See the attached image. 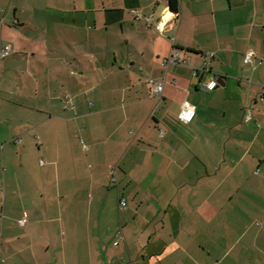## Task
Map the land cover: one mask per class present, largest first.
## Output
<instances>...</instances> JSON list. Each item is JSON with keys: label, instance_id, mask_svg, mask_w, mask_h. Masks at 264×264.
I'll list each match as a JSON object with an SVG mask.
<instances>
[{"label": "crops", "instance_id": "obj_1", "mask_svg": "<svg viewBox=\"0 0 264 264\" xmlns=\"http://www.w3.org/2000/svg\"><path fill=\"white\" fill-rule=\"evenodd\" d=\"M6 43L0 264H264V0H0Z\"/></svg>", "mask_w": 264, "mask_h": 264}, {"label": "built area", "instance_id": "obj_2", "mask_svg": "<svg viewBox=\"0 0 264 264\" xmlns=\"http://www.w3.org/2000/svg\"><path fill=\"white\" fill-rule=\"evenodd\" d=\"M134 12L136 13L137 16H141L140 13H138L136 10H134ZM150 19V18H148ZM156 28L159 32H164L165 27L162 23H158L156 25ZM12 52V46L9 43L3 44L0 47V59H3L7 56H9ZM214 57L213 53H206L205 55V64L208 66L210 64V60ZM245 61L249 62V63H253V54L252 52H247L245 55ZM181 62H184L181 57H180V53L179 51L174 47L171 51V53L165 57L162 60V66L167 67L168 65L172 64V65H177ZM207 68V67H206ZM205 68V69H206ZM151 85H152V94L153 97L155 98H161L163 95V91H164V85H165V80L164 79H154V78H150L149 79ZM218 85V81L215 79H212L211 81H209L208 83L204 84L205 89L207 90H213L214 88H216V86ZM196 115V108L195 106L189 101V100H184L182 105H181V112L179 115V118L186 123H190L194 117ZM252 112L250 109H248L246 111V115H245V119L247 121L252 120ZM161 134H163V130H161ZM17 141L20 143L21 139H17ZM116 174H114V171H112V175H111V180H116ZM120 204L122 207H125L127 205V201L125 198H122L120 201ZM21 224H25L26 223V218H23L21 221ZM117 244V242L115 243Z\"/></svg>", "mask_w": 264, "mask_h": 264}, {"label": "rangeland", "instance_id": "obj_3", "mask_svg": "<svg viewBox=\"0 0 264 264\" xmlns=\"http://www.w3.org/2000/svg\"><path fill=\"white\" fill-rule=\"evenodd\" d=\"M44 160V162H45V165L44 166H42L41 164H40V159L38 158V159H35V161H36V167L38 166V168H46V167H48V161L46 160V159H43ZM18 159H14L13 160V162L11 161V163H12V166H18Z\"/></svg>", "mask_w": 264, "mask_h": 264}]
</instances>
